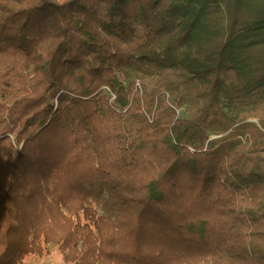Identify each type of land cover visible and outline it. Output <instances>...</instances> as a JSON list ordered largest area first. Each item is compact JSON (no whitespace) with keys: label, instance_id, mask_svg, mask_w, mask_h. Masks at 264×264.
<instances>
[{"label":"trees","instance_id":"1","mask_svg":"<svg viewBox=\"0 0 264 264\" xmlns=\"http://www.w3.org/2000/svg\"><path fill=\"white\" fill-rule=\"evenodd\" d=\"M264 264V0H0V264Z\"/></svg>","mask_w":264,"mask_h":264},{"label":"rangeland","instance_id":"2","mask_svg":"<svg viewBox=\"0 0 264 264\" xmlns=\"http://www.w3.org/2000/svg\"><path fill=\"white\" fill-rule=\"evenodd\" d=\"M25 264H69L62 260V255L58 248H53L50 254L44 256H30L26 258Z\"/></svg>","mask_w":264,"mask_h":264}]
</instances>
